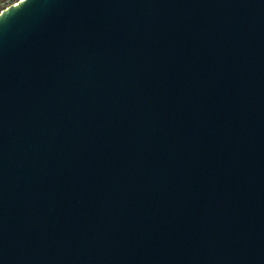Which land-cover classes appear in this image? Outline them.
Instances as JSON below:
<instances>
[{
    "label": "water",
    "instance_id": "obj_1",
    "mask_svg": "<svg viewBox=\"0 0 264 264\" xmlns=\"http://www.w3.org/2000/svg\"><path fill=\"white\" fill-rule=\"evenodd\" d=\"M0 264H264V0L1 10Z\"/></svg>",
    "mask_w": 264,
    "mask_h": 264
},
{
    "label": "built area",
    "instance_id": "obj_2",
    "mask_svg": "<svg viewBox=\"0 0 264 264\" xmlns=\"http://www.w3.org/2000/svg\"><path fill=\"white\" fill-rule=\"evenodd\" d=\"M20 0H0V11L11 4H15Z\"/></svg>",
    "mask_w": 264,
    "mask_h": 264
}]
</instances>
